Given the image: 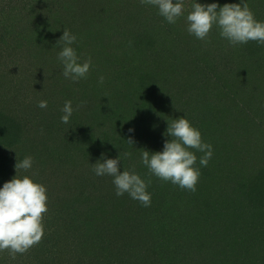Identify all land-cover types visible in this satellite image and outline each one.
Segmentation results:
<instances>
[{"label": "trees", "instance_id": "1", "mask_svg": "<svg viewBox=\"0 0 264 264\" xmlns=\"http://www.w3.org/2000/svg\"><path fill=\"white\" fill-rule=\"evenodd\" d=\"M31 1L0 0L1 47L8 52L24 46L29 50L32 40L36 41L30 49L33 51L41 42L39 51L45 54L39 61L47 65L53 60V52L55 58L58 56L62 45L59 43L53 51L52 36L57 42L69 27L79 45L86 46V54L93 52L84 59H92L93 67L86 80L95 84H80L82 90L97 93L87 117L106 115L104 121L110 122L112 129L108 137L104 136L105 141L91 136L92 142L86 144L84 136L75 138L78 151L63 160V247H51L50 252L42 247L37 251L42 258L36 264H185V259L187 264H199L186 256L190 251L186 246L201 237L203 242L197 243L198 257L204 259L201 264H264V45L249 41L232 46L217 28L207 40H199L187 32L183 17L169 24L152 6L131 11L128 16L141 25L119 31L118 37L125 40L109 41L90 19V6L67 2L54 10L42 0L44 4L37 3L41 9L35 11L36 4ZM191 2L187 11L191 10ZM218 2L222 6L238 0ZM20 3H24L29 16L31 12L61 11V26L49 30L52 24L47 23L57 19L56 13H50L51 17L45 19L37 16L39 33H30L32 37L24 36L25 31L17 34L12 22L23 15V9L16 7ZM247 3L256 18L264 21V0ZM77 15L82 20H75ZM78 22L82 25L75 29ZM3 54L0 51V56ZM97 75L103 77L102 82ZM2 95L14 101L12 90ZM227 100L241 106L237 104L233 110L231 105L228 114ZM4 104L11 106V101ZM170 108L177 110L175 118ZM142 113L145 115L138 117ZM180 113L186 114L200 129L204 141L213 146V157L206 167H201L194 192L178 185L169 189L171 182L150 175L140 163L144 149L163 150L165 139H171L165 137L168 121L179 118ZM2 115L0 111V144L7 151V145L15 148L17 135L2 125ZM235 116L238 122L233 128L230 124L233 126ZM129 129L135 131L130 133ZM141 130L138 146L135 132ZM130 138L132 144L128 142ZM99 141L102 145L97 148L95 142ZM114 147L115 151H110ZM119 153L123 159L121 171L123 167L135 169L151 181L150 206L132 198L121 199L112 177L93 173L92 164L102 154L115 158ZM196 154L198 158L203 155ZM25 156L21 154L20 160ZM13 161L10 154L0 153V184L7 182ZM225 165L231 169L228 176L221 175ZM226 179L235 184L226 185L228 192L219 185ZM100 188L106 196H95L99 193L95 190ZM59 254H63V261L58 262ZM21 256L17 255V259ZM20 260V264L34 262Z\"/></svg>", "mask_w": 264, "mask_h": 264}, {"label": "rangeland", "instance_id": "2", "mask_svg": "<svg viewBox=\"0 0 264 264\" xmlns=\"http://www.w3.org/2000/svg\"><path fill=\"white\" fill-rule=\"evenodd\" d=\"M31 2L36 4L35 11L37 9L40 10L41 4H44L42 0H38L37 2L36 0H32ZM45 2L47 6L50 4L49 7H53L54 10L60 9L62 7L60 5L64 7L67 2L70 5L78 4L81 6L85 5L86 7L90 6L93 10V15H91L90 19H94L96 25L102 30L103 38H108L109 41L110 39L125 40L124 37H118L119 31H122L123 28L128 31L132 27L141 25L134 22V19L132 20L131 16H128L129 13L131 11L134 13L136 10L150 7V5L142 4L140 0H45ZM189 2L190 0H185L186 7L189 5ZM23 4L24 3L17 4L16 7L18 9H23ZM102 9L104 13H100ZM50 13L56 12L51 11L49 14L45 11L40 12V14H32L31 12L29 16L28 11L23 9V15L18 13L20 16L18 19L16 18L15 22H12V24L15 25L13 28L17 34L25 31L24 36L32 37L30 33H39V30L37 31L36 29L40 27V25H37L39 23V18L37 19V16L40 15L45 19L51 17ZM56 15L54 18L57 19L50 20L51 22L47 23L52 24L49 30L55 28V26H61L60 22L62 21L63 13L59 11ZM78 15H80V13ZM78 15L75 17V20H82ZM143 21L144 20H140V23H144ZM78 25H82L81 22L75 24V29L78 28ZM81 27L82 26L79 28ZM67 29H69V27ZM53 36L51 38V46H54V51L58 44L56 42V37ZM35 42L32 40L29 42V50L24 46L19 50L17 49L16 52L12 50L8 52L3 45L2 47L0 45V51L4 52V54L0 56V69L3 70L0 75V84H2L0 88V111H3L1 118L4 120L2 125L11 128L10 133H13V136H15V134L17 135L14 141L16 144L15 148L7 145L9 150L6 149L7 151H5L0 144V153L10 154L15 158V162L13 161V164H11L13 170H10V175L6 181H10L18 174L15 165L18 159L21 158V154H27V156L30 155L33 157L34 162L32 168L27 171L21 169L19 170V174L21 176L30 175L34 180L46 185L49 197V210L44 215L43 223L45 225V235L42 240L34 245L27 253L22 254L18 259L17 255L20 254H17L15 259H12L8 250L0 252V264H20V259L22 258L24 260L31 259L34 261L33 264H36L42 258L39 257L37 253L42 247H45L47 250L49 249V252L51 247H63V242L61 243L63 240V228H61L63 224V160L73 156L72 154H74V151H78L79 146H77L75 142L76 137L79 139L84 136V141L88 144L92 142L93 138L91 139V136L95 137V139L97 138L98 140L102 139L105 141L104 136L108 137L112 132L111 125H109L110 122L106 123L104 121V119L108 118L106 115L87 117L88 111H90L88 107L93 106L94 102L92 100L97 96V93L92 90H82L83 87L81 88L80 84H92V86H94L95 83L84 79L83 81H79V84H74L71 80L66 79L63 76V65L59 62L58 56H56V58L54 57L53 51V60L51 63L42 65L39 59L41 58V54L45 53L39 51L42 49L41 42H38L39 46L36 47L37 49H33V51L30 50L35 45ZM78 42L75 47L79 49L78 55L81 57L82 62L85 60V56H90L93 52L86 54L88 51L86 46L82 47ZM15 46L17 47V45ZM11 64H13V66H11ZM11 68L12 71H10ZM93 72L95 73V70ZM97 78L100 80L99 75H97ZM11 90L14 93V101L8 99L9 95L7 98H5V95H2ZM41 100L48 101L47 108L41 109L38 107V102ZM66 100H71L73 102V107L77 109L74 111L69 124H63L60 120V117L63 115L61 109ZM10 101L11 106L6 107L4 103ZM227 101L230 105V109L227 111L228 114L232 111L231 105H233V110L234 108H238V105L241 106L240 103L234 105V102L232 103L231 100ZM81 102H84L83 105L77 108L78 105H81ZM97 103H101L99 97ZM170 110H172V112H169L170 115L172 118H175L177 110H174V108H170ZM143 115H145V113L139 114L138 117ZM181 115L180 113L179 117H181ZM231 122L233 126L231 124L230 126L235 128L234 126L238 122V116H235ZM223 129L228 140L225 127H223ZM135 134V142H137L139 146V139L143 134V130L139 133L135 132ZM117 143L116 141L115 144ZM70 144H72V146ZM95 144L97 148L99 145H102L100 141L95 142ZM122 144L124 145L123 142ZM110 151H115V147L114 149L110 148ZM230 171L231 169L227 168L225 165V169L221 175L228 176L227 173H230ZM2 185L3 184H0V187ZM219 185L220 188L222 187L225 189V192H228L226 191V185L235 186L231 179H226ZM173 187H175L174 184L172 186L170 184L169 189ZM89 189L92 190L91 188ZM95 191L99 192L95 194L96 197L99 196V194L100 196H106L101 188ZM120 197L123 200L130 198L127 193ZM195 240L196 239L190 241L186 246L190 250L186 252V256L192 261L198 260L199 264H201L204 259L198 257L197 243L203 242V239L201 237V239L198 238L196 241ZM5 253H7L8 256H6ZM209 257L210 256H208V258ZM57 260L58 262L63 261V254H59ZM187 263L185 259V264Z\"/></svg>", "mask_w": 264, "mask_h": 264}, {"label": "clouds", "instance_id": "3", "mask_svg": "<svg viewBox=\"0 0 264 264\" xmlns=\"http://www.w3.org/2000/svg\"><path fill=\"white\" fill-rule=\"evenodd\" d=\"M158 10L169 24H175L183 17L187 32L199 40H207L213 28L219 30L222 38L232 46L255 41L264 45V21L258 20L249 7L247 0L225 3H201L192 0L191 10L187 11L185 0H140ZM187 15L185 16V12ZM62 43L58 60L63 65V76L72 82L86 79L93 67L92 59L81 62L78 55L77 36L69 29H64L57 44ZM101 82L103 77L100 78ZM78 105L77 108L83 105ZM47 100L38 102V107L45 109ZM71 100H66L61 111L60 120L69 124L74 111ZM134 129H129L133 133ZM166 137L162 151L151 152L144 149L140 154V163L153 175L163 181L178 185L181 189L196 191L201 176V167H206L213 157V146L204 141L202 132L185 114L173 119L165 132ZM132 144L131 138L128 140ZM197 152L202 153L199 158ZM131 156V153H125ZM199 159V166L197 161ZM121 153L115 158L102 154L92 164V171L98 177L110 176L117 196L125 193L143 206L151 205V193L148 191L150 180H146L135 169L123 167L121 171ZM33 157L18 159L15 165L18 174L0 187V252L9 251L12 259L17 254L27 253L39 243L45 235L44 215L48 212V190L46 185L33 179L30 175L19 174V170H29L33 166ZM124 163V162H123Z\"/></svg>", "mask_w": 264, "mask_h": 264}]
</instances>
